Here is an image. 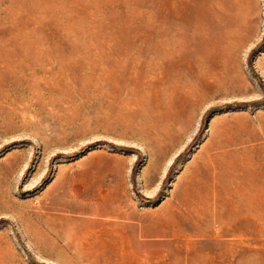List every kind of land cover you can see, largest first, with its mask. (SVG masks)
Returning a JSON list of instances; mask_svg holds the SVG:
<instances>
[{"label": "rangeland", "instance_id": "1", "mask_svg": "<svg viewBox=\"0 0 264 264\" xmlns=\"http://www.w3.org/2000/svg\"><path fill=\"white\" fill-rule=\"evenodd\" d=\"M0 264H264V0H0Z\"/></svg>", "mask_w": 264, "mask_h": 264}, {"label": "bare ground", "instance_id": "2", "mask_svg": "<svg viewBox=\"0 0 264 264\" xmlns=\"http://www.w3.org/2000/svg\"><path fill=\"white\" fill-rule=\"evenodd\" d=\"M262 220H263V219H262ZM232 226H233V223H232ZM232 226H231V227H232ZM232 236H233V235H232ZM232 240H233V239H232Z\"/></svg>", "mask_w": 264, "mask_h": 264}]
</instances>
